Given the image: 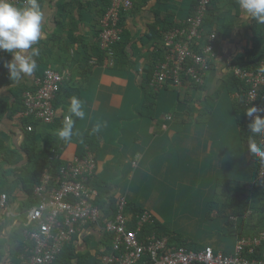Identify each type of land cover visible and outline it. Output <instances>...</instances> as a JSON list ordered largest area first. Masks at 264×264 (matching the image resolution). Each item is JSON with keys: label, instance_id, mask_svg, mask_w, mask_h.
Returning a JSON list of instances; mask_svg holds the SVG:
<instances>
[{"label": "crops", "instance_id": "obj_1", "mask_svg": "<svg viewBox=\"0 0 264 264\" xmlns=\"http://www.w3.org/2000/svg\"><path fill=\"white\" fill-rule=\"evenodd\" d=\"M131 1L132 9L122 17L123 33L112 63L97 42L99 21L109 0H41L43 31L33 45L39 50L33 57L38 70L31 76L10 79L3 65L11 56L0 51V162L5 165L0 194L18 177L27 181L18 171L29 163L23 151L29 135L26 126L37 131L34 139L39 141L44 130L62 125L69 98L75 95L84 102L86 118L76 120L70 141L62 140L59 159L65 164L77 156L79 135L99 138L91 182L102 219L112 218L123 198L125 207L151 213L160 236L170 242L231 254L236 240L227 236L222 218L206 217L207 198L218 180L249 182L247 157L232 111L238 90L228 67L239 66L237 59L245 48L250 57L264 51L263 45H256L264 25L248 19L237 0H213V19L223 28L216 33L215 56L204 73L203 86L151 91L147 83L162 52L163 31L194 14L196 0ZM42 52L52 58L54 71L68 69L70 77L53 102L52 125L33 126V119L22 115L21 101L22 93L32 90L47 68ZM97 125L99 131H93ZM2 156L18 161L16 168L3 162ZM12 198L7 203L12 216L4 218L0 212V253H4L0 264H7V245H12L16 231L13 219L27 199L21 185ZM108 239L97 226H82L55 264L99 262Z\"/></svg>", "mask_w": 264, "mask_h": 264}, {"label": "built area", "instance_id": "obj_2", "mask_svg": "<svg viewBox=\"0 0 264 264\" xmlns=\"http://www.w3.org/2000/svg\"><path fill=\"white\" fill-rule=\"evenodd\" d=\"M24 0H14L18 6ZM211 0H198L194 14L178 27H171L162 35V59L153 66L147 86L160 91L166 86L178 89L182 80L198 87L204 84V73L213 60L217 35L211 33L202 38L203 21ZM132 9L131 0H109V5L99 21L98 48L112 63L113 49L121 40L123 26L121 15ZM200 52H197V51ZM264 66L260 62L256 70H245L229 65L231 75L243 84L244 106L264 109ZM70 77L68 69H45L34 82V88L22 93V115L43 125H52L55 118L53 102L62 86ZM264 115V112L260 113ZM250 122V118L246 116ZM31 131V127H26ZM264 145V138H258ZM54 158H60L52 150ZM96 169V157L89 150L82 156H74L58 169L52 178L44 171L35 184L33 194L36 203L27 210L22 236L28 246L19 256L20 264H54L68 246L78 229L94 225L110 236L111 252L104 254L100 264H264V232L235 241L231 254L214 252L211 247L199 251L189 250L172 243L165 236L152 233L142 235L145 226L154 224L151 213L142 211L131 228L124 215L125 200L119 199L116 213L110 219H102L96 204L97 191L89 185ZM264 177V161L259 162L257 180ZM0 212L4 218L12 216L5 195H0ZM261 249V252L258 250ZM260 254L259 257L256 255Z\"/></svg>", "mask_w": 264, "mask_h": 264}, {"label": "trees", "instance_id": "obj_3", "mask_svg": "<svg viewBox=\"0 0 264 264\" xmlns=\"http://www.w3.org/2000/svg\"><path fill=\"white\" fill-rule=\"evenodd\" d=\"M197 2L198 0H196L195 2V7ZM212 2L213 0H211L210 5L208 6V10L203 21V28H202L203 40H205L211 33H215V34L219 33L223 28V25L218 26L217 21L213 19V17L215 16L211 13ZM191 15H193V12L191 13ZM123 16L124 14L121 15L120 24H122ZM178 26H180V24L173 27H178ZM260 32L261 34L258 37L257 40L258 43H256V45L264 46V28H261ZM117 46L114 47L113 54ZM197 52L200 51L198 50ZM40 56L47 64L46 69L53 70L51 66L52 58H50L49 55L48 56L45 55V53L43 52L40 53ZM160 59H162V52H160L159 55L157 56V60ZM262 61H264V51L263 52L257 51L252 57H250L249 49L245 48L244 52L238 57L237 64L241 66L243 69L253 71L257 69L259 63ZM231 79L234 81L235 86L238 90L239 100L232 103V111L234 114L235 125L239 130V139L244 146V153L247 157V172L249 175V182L247 183L236 182L230 184L228 182H225L224 180H218L215 189L208 195L207 198L208 207H207L206 217L208 219L211 218V220L215 216L222 218L224 221V226L228 229L227 236L233 238L234 240H237L238 238L241 237H248L251 235H257L260 232H264V177L259 181L257 180V172L259 169L260 159L252 156L247 149V138L250 135V132L247 127L249 122L246 120V115H245L247 109L244 106L243 98H242L241 89L242 88L244 89L243 84L234 77H232ZM191 85L198 87L192 82H189L188 80L185 79L182 80V85H181L182 87L184 86L192 87ZM181 86L179 88H181ZM30 124L31 125L40 124L44 126L42 123L35 122L33 120L32 122L30 121ZM55 130H56L55 128H52L50 131L44 130V133H47L48 135L43 136L44 133H42L41 137H39L40 140L35 141L34 138L37 134V131H33L31 128V131H29V135L27 136L26 146L23 148V151L29 157V163L26 167H20L18 169L19 172H22L23 177H27V181L25 182L24 179L21 177L16 178L14 183H9L8 191H5L6 193L3 194L5 195L6 202L8 204L11 200H13L12 194L15 191L17 185H21L25 194L27 195L26 202H24V209L19 212L18 218L16 217L13 219L15 222L16 231L14 236L12 237L13 238L12 245L11 244L9 246L7 245V250H6V253L8 254L7 264H20L19 256L24 252V249L28 246V242L22 236V229H23V224L25 223V216L27 210L30 207H32V205L35 204L37 201V198L33 194L35 184L37 183V181L41 177V174L44 171H46L47 174L50 175L52 178H55L57 176L58 169L64 164L59 158H54V155L52 154L53 149L55 150L56 154L59 153V150L62 148V142H63L62 140L57 138V136L55 135ZM99 143H100L99 138L95 134L84 133L79 135L77 139V148H78L77 156H82L86 149L95 155V152L98 150ZM9 154L16 155V152H10ZM1 160L3 162L5 161L6 163H8L9 166H11L12 168H16V165L18 164V161L11 162L9 161V159L3 156L1 157ZM4 167L5 165H3L0 162L1 184L2 182H5ZM91 181L92 180H90L89 185L95 188V186L92 184ZM4 184L7 185V183ZM142 211L143 210L136 212L131 210L130 207H125L124 215L128 217V219L130 220L129 226L131 228L133 227L135 218ZM233 218H235L237 221L234 222ZM152 233L159 234L155 222L152 225L145 226L142 230V235H147ZM107 236L109 238L108 239L109 246H106V250L104 254H109L111 252L110 236L109 235ZM177 245L185 247L189 250L198 251L197 249H194L190 245H186L185 243L177 242ZM258 252H261V249H259ZM1 255L3 256L4 253L3 254L0 253V257ZM103 255L99 256L98 259L99 261ZM259 256L260 254L256 255V257ZM58 257L55 260L54 264L56 262H59L60 259ZM146 263H147L146 260L142 259L137 264H146ZM64 264H68V263L64 262ZM93 264H100V263L97 261L94 262Z\"/></svg>", "mask_w": 264, "mask_h": 264}, {"label": "clouds", "instance_id": "obj_4", "mask_svg": "<svg viewBox=\"0 0 264 264\" xmlns=\"http://www.w3.org/2000/svg\"><path fill=\"white\" fill-rule=\"evenodd\" d=\"M240 11L256 23L264 25V0H237ZM44 15L41 0H24L18 6L14 0H0V51L11 56L3 67L7 70L10 79L19 80L22 77L35 73L37 63L33 57L39 50L33 45L39 42L43 31ZM264 73V66L259 67ZM264 109L255 106L249 107L245 115L250 118L247 138L248 152L264 161V145L257 138H264ZM86 111L84 102L73 95L69 98L67 114L62 125L55 130V135L63 141H70L74 136V125L77 119L84 120ZM93 131H99L97 125Z\"/></svg>", "mask_w": 264, "mask_h": 264}, {"label": "rangeland", "instance_id": "obj_5", "mask_svg": "<svg viewBox=\"0 0 264 264\" xmlns=\"http://www.w3.org/2000/svg\"><path fill=\"white\" fill-rule=\"evenodd\" d=\"M231 125H233L234 127H235V125H234V121H233V118H232V124ZM183 211V208H181V209H179V211H178V213L175 215V218L177 219V218H179L180 217V212H182ZM203 233V232H202ZM201 233V238L203 239V234Z\"/></svg>", "mask_w": 264, "mask_h": 264}]
</instances>
